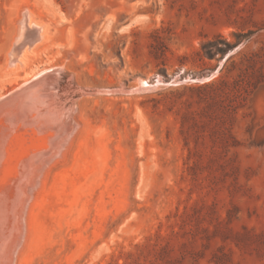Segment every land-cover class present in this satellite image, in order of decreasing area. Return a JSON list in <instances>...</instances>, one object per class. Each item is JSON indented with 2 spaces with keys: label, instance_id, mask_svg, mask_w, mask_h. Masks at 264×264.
Instances as JSON below:
<instances>
[{
  "label": "rangeland",
  "instance_id": "rangeland-1",
  "mask_svg": "<svg viewBox=\"0 0 264 264\" xmlns=\"http://www.w3.org/2000/svg\"><path fill=\"white\" fill-rule=\"evenodd\" d=\"M26 10L43 37L14 69ZM47 70L0 101L25 104L0 117V230L49 165L15 264H264V0H0V97Z\"/></svg>",
  "mask_w": 264,
  "mask_h": 264
},
{
  "label": "bare ground",
  "instance_id": "bare-ground-1",
  "mask_svg": "<svg viewBox=\"0 0 264 264\" xmlns=\"http://www.w3.org/2000/svg\"><path fill=\"white\" fill-rule=\"evenodd\" d=\"M29 12L26 10L23 12L22 14V17L19 19V26H18V32H17V35H16V38H18L16 40V42H18L19 40H21L23 46L17 51V53L14 54L15 50H17V47L14 46L12 50H10L9 52V56H8V61L13 67H15L14 69H19V67H23L25 62H26V53L28 51H26V49H30L35 43H37L39 40L42 39L43 35H42V27L34 24L33 22H29L28 19H29ZM34 28L35 31L34 32H31L29 28ZM37 29V30H36ZM15 42V41H14ZM26 46H28V48H26ZM20 59V60H19ZM9 67V66H8ZM61 69V68H60ZM59 69V70H60ZM50 70H53V69H50ZM50 70H47L45 72H43L42 74L40 75H36L34 77H31L30 79L26 80L25 82H23L22 84H20L18 87H16L15 89H13L12 91H10L7 95H4V96H1L0 97V101H4L6 100L7 96H11L13 95L17 90L21 89L22 87H25V86H28V84L34 82V81H37L39 83H45L44 85L45 86H52V84H50L49 82H52L53 80V76L48 74ZM59 70L57 69L54 74H58ZM46 81V82H45ZM33 84V83H32ZM141 84L142 85H148L147 84V81H141ZM44 87V86H43ZM31 87H28V89H30ZM52 90V89H51ZM45 91V90H44ZM47 91V89H46ZM49 91V90H48ZM53 91V90H52ZM51 91V92H52ZM18 92V91H17ZM43 92V90H42ZM50 92V93H51ZM54 92V91H53ZM22 93V92H21ZM46 95L48 92H45ZM50 93H48L50 95ZM27 94V93H25ZM24 93L22 95H25ZM36 95H41L40 93H36ZM45 95V96H46ZM29 96V95H28ZM43 96V95H42ZM37 97V96H36ZM35 97V98H36ZM47 97V101L49 100V96H46ZM50 97H53V93H52V96ZM44 98V96H43ZM31 99V97H30ZM37 99V98H36ZM45 99V98H44ZM51 99V98H50ZM54 98H52L53 100ZM34 100V99H32ZM41 100V99H39ZM43 101V100H41ZM36 102V100H35ZM40 103V102H39ZM50 105H54L52 104L53 101L51 102L50 101ZM45 104V103H44ZM0 104V109L2 108V110L4 111L2 114H0L3 118V116H7L8 119H11V120H14L16 118H18L23 112H24V105L25 104ZM40 105V104H38ZM37 105V106H38ZM41 105H43V102H41ZM40 105V106H41ZM46 105V104H45ZM49 105V104H48ZM9 106V107H8ZM31 106V105H30ZM8 107V108H6ZM44 107V106H43ZM6 108V109H5ZM36 108V106H35ZM5 109V110H4ZM0 110V112L2 111ZM51 111V110H50ZM32 112V111H31ZM31 112H30V116H31ZM44 112V111H43ZM42 113V112H41ZM46 113V112H44ZM37 114V113H36ZM48 115V114H47ZM29 116V115H28ZM27 116V117H28ZM29 116V117H30ZM31 118V117H30ZM61 119V118H60ZM31 120V119H30ZM35 120V119H34ZM28 122V121H27ZM72 122V121H71ZM26 123V122H25ZM40 123V122H39ZM73 123V122H72ZM38 124V123H37ZM71 124V123H70ZM33 125V124H32ZM35 125V124H34ZM38 126V125H37ZM70 126V125H69ZM8 127V126H7ZM71 128V127H70ZM68 129V127H67ZM4 131V129H3ZM13 132V131H12ZM71 132V131H70ZM8 133V132H7ZM69 133V132H68ZM67 135V133H65ZM12 135V134H11ZM70 135V134H69ZM20 138V137H19ZM62 138V137H61ZM67 138V137H65ZM70 138V137H69ZM16 141V140H14ZM12 142V143H15V142ZM64 140H57L54 139L53 143H52V146H55V152H59V149L62 147V143H63ZM70 141V140H69ZM67 142V140H66ZM68 143V142H67ZM47 144V143H46ZM46 144H43V145H46ZM20 145V144H19ZM14 146V145H13ZM42 146V145H41ZM63 146H65L63 144ZM18 147V146H17ZM51 147V146H50ZM20 148V147H18ZM48 148V147H46ZM66 148V147H65ZM16 149V148H15ZM63 149V147H62ZM53 150V149H52ZM61 151V150H60ZM63 153V152H61ZM54 154V153H53ZM50 155V154H49ZM56 155V154H55ZM62 155V154H61ZM60 155V156H61ZM48 157V156H47ZM57 157V156H56ZM21 160V159H20ZM19 161V160H18ZM50 161V160H49ZM51 162V161H50ZM47 163V159L44 155V153L40 152V153H34L31 158L29 159V161L27 162V166H26V169L24 170V174H23V177L21 179H19V181L17 182V186H16V190H15V193H16V197H11L13 198L12 200V204L13 206L11 207L12 208V219H13V223L12 226L10 223H8L9 225H4L2 226L1 230H0V264H15V259L17 261V257H15L16 255V251L18 249V246H19V242L18 240L21 239L22 237V226H21V221L23 220L22 217L23 216V213H24V210H25V207H27L28 205L27 202L28 200L30 199V196L32 195L31 191L33 188L36 189V184L38 182V180L40 179L42 181L40 175L42 173V170L45 166V164ZM54 163V162H53ZM18 165V164H17ZM48 165V163H47ZM49 166V165H48ZM48 166H46L48 168ZM14 169V167H13ZM15 170V169H14ZM48 170V169H47ZM15 173L16 170H15ZM14 175V173H12ZM45 174H46V171H45ZM5 178V176L3 177ZM44 182V181H43ZM10 183V182H9ZM8 183V184H9ZM16 185V184H15ZM36 186V187H35ZM41 186V185H40ZM1 188V186H0ZM13 188V187H12ZM11 188V189H12ZM6 189V188H5ZM8 189V188H7ZM10 189V190H11ZM34 190V189H33ZM13 191V189H12ZM11 192V191H10ZM37 192V190H36ZM9 193V192H8ZM13 193V192H12ZM9 195V194H8ZM10 198V197H9ZM33 201V200H32ZM2 202V201H1ZM33 204V203H32ZM9 206V205H8ZM8 208V207H7ZM29 208V207H28ZM6 209V208H5ZM30 212V211H29ZM27 213V212H26ZM5 214V213H4ZM28 214V213H27ZM6 215V214H5ZM29 215V214H28ZM27 219V217H26ZM6 221V220H4ZM8 221V220H7ZM11 222V220H9ZM24 221V220H23ZM27 221V220H26ZM27 224V222H25ZM26 224H25V228H26ZM24 226V224H22ZM12 227V228H11ZM24 228V229H25ZM8 229H13V230H10L11 233H12V237H10L11 235H6V232ZM23 229V230H24ZM27 231V230H26ZM23 232V231H22ZM25 232V231H24ZM26 237V236H25ZM25 240V238H23ZM25 243V241H23ZM23 243V244H24ZM22 245V243H21ZM17 256V255H16Z\"/></svg>",
  "mask_w": 264,
  "mask_h": 264
},
{
  "label": "trees",
  "instance_id": "trees-1",
  "mask_svg": "<svg viewBox=\"0 0 264 264\" xmlns=\"http://www.w3.org/2000/svg\"><path fill=\"white\" fill-rule=\"evenodd\" d=\"M236 37L237 34H234ZM236 43L232 44L226 41L221 36H216L211 40H207L201 44L199 56L207 60L222 59L230 50L235 47Z\"/></svg>",
  "mask_w": 264,
  "mask_h": 264
},
{
  "label": "water",
  "instance_id": "water-1",
  "mask_svg": "<svg viewBox=\"0 0 264 264\" xmlns=\"http://www.w3.org/2000/svg\"><path fill=\"white\" fill-rule=\"evenodd\" d=\"M36 30H37V29H36ZM17 39H18V38H16V40H17ZM16 40H15V42H14L12 48H11V50H12L14 46L17 47V50H15L14 54L17 53V51L23 46L21 40H19L18 42H16ZM207 79H208V77H205V78H203V79H198V81H204V80H207ZM191 80H192V78H188L187 80H184V81H191ZM159 81H160V80H157L156 83L158 84ZM176 82H177V80H173V81L171 82V84L176 83ZM147 84H148V82H147ZM145 86H148V85H145Z\"/></svg>",
  "mask_w": 264,
  "mask_h": 264
}]
</instances>
